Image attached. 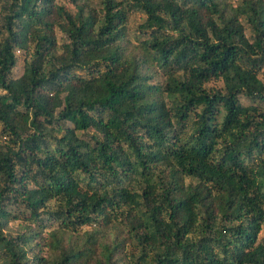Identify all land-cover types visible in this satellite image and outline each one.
<instances>
[{"label":"trees","instance_id":"obj_1","mask_svg":"<svg viewBox=\"0 0 264 264\" xmlns=\"http://www.w3.org/2000/svg\"><path fill=\"white\" fill-rule=\"evenodd\" d=\"M64 1L0 2V264H264V0Z\"/></svg>","mask_w":264,"mask_h":264},{"label":"rangeland","instance_id":"obj_2","mask_svg":"<svg viewBox=\"0 0 264 264\" xmlns=\"http://www.w3.org/2000/svg\"><path fill=\"white\" fill-rule=\"evenodd\" d=\"M1 1L3 2L5 0H0V2ZM58 2L63 3L69 11H71V12L75 11V8L69 6L68 3H66L64 0H58ZM88 3L92 6H95V8H97L99 6L100 0H88ZM142 18L143 17L141 15V13H139V12H133L129 15L128 21H127V27H128V30L130 33L135 32L138 24L141 23ZM243 24H244V32L248 36L249 35L248 27L246 26V24L244 22H243ZM56 36H57L59 41L63 40V37L59 31H56ZM14 54H15V63L11 69V76L17 77L22 72V67H23L22 64H23L24 54L21 51H15ZM259 78L264 82V70L259 74ZM206 85L218 87L220 85V83L215 82V81H209V82H207ZM240 100H241L242 104H245V105L250 103L246 98H243V97H240ZM186 181H192V180L188 178V179H186ZM192 182H194V181H192ZM9 223L12 225H15L16 221L9 220ZM261 235H262V233H261Z\"/></svg>","mask_w":264,"mask_h":264}]
</instances>
